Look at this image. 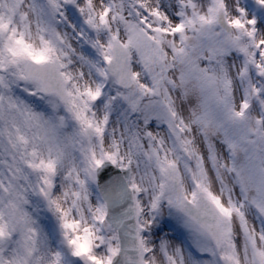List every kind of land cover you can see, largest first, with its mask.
I'll return each instance as SVG.
<instances>
[{"label": "snow or ice", "instance_id": "6c2138e0", "mask_svg": "<svg viewBox=\"0 0 264 264\" xmlns=\"http://www.w3.org/2000/svg\"><path fill=\"white\" fill-rule=\"evenodd\" d=\"M0 264H264V0H0Z\"/></svg>", "mask_w": 264, "mask_h": 264}]
</instances>
